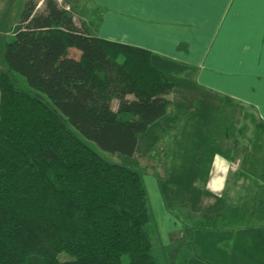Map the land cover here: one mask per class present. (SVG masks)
<instances>
[{"label": "trees", "instance_id": "trees-1", "mask_svg": "<svg viewBox=\"0 0 264 264\" xmlns=\"http://www.w3.org/2000/svg\"><path fill=\"white\" fill-rule=\"evenodd\" d=\"M43 4L37 11L35 0L25 2L4 46L0 264H159L142 175L104 160L83 139L129 158L152 150L153 132L170 113L165 97L176 87L166 66L174 63L94 37L55 0ZM213 111L201 102L192 112L193 137L212 135ZM204 195L215 204L192 224L181 219L185 236L165 250L166 264H200L191 234L211 232L221 216L211 212L221 199Z\"/></svg>", "mask_w": 264, "mask_h": 264}, {"label": "crops", "instance_id": "crops-1", "mask_svg": "<svg viewBox=\"0 0 264 264\" xmlns=\"http://www.w3.org/2000/svg\"><path fill=\"white\" fill-rule=\"evenodd\" d=\"M91 2L100 14L92 36L146 50L193 70L195 90L209 97V104L216 100L209 131L212 144L217 136L228 134L224 104L254 114L260 128L256 125L249 139L251 167L257 172L251 177L252 188L232 203L227 184L234 163L229 155L214 151L209 156L204 191L228 202L215 229L191 234L190 244L200 264H264V0ZM111 108L116 111L117 101L111 102ZM235 131L244 133L243 127ZM232 144L235 147L236 140ZM168 217L163 239L158 237L153 244L159 255L162 252L163 264L165 250L185 236L182 223Z\"/></svg>", "mask_w": 264, "mask_h": 264}, {"label": "rangeland", "instance_id": "rangeland-1", "mask_svg": "<svg viewBox=\"0 0 264 264\" xmlns=\"http://www.w3.org/2000/svg\"><path fill=\"white\" fill-rule=\"evenodd\" d=\"M26 1L0 0V57H3L5 43L11 39ZM55 1L58 7L65 9L72 16L77 26L82 25L89 32L92 31L100 14L91 0ZM35 2L37 11H42L44 9L43 0H35ZM166 67L168 77L176 88L168 96L170 112L168 117L153 132V136L158 137L167 132L164 137H160L154 142L153 147L156 148L154 151L153 148L144 156L129 158L100 151L93 143L83 139V142L96 151L104 160L123 167L137 169L142 175L152 212L153 244L154 239H158V237L160 240L163 239L166 232V218H169V215L178 221L182 219L185 224H192L199 218L200 213H204L208 207L215 204L214 199L204 195V179L208 173L209 156L214 151L229 155L233 161L232 163H234L232 165L233 171L229 169L230 174L227 184V191L230 190V199H234L232 203L239 202L240 199L238 198L250 191L253 185L251 177L257 173L255 168L253 170L251 167L252 153L249 144L254 127L259 126L254 114L248 109H240L235 105L224 104V115L226 117L224 126L229 127L226 138L221 135L214 137L216 143L212 144L210 140L213 136H210L209 141H207L208 137L203 139L193 137L192 131H195V129H193L194 123L189 120L190 115L201 102L208 103L211 99L206 98V95H203L204 93L195 90L193 70L174 64ZM4 70L5 67L2 62L0 72ZM6 73L8 72L6 71ZM9 75L17 85L28 89L21 77L11 73ZM214 102L213 104H215ZM113 106L115 107V105ZM241 113H243L244 118L246 116H249V118L240 120ZM242 127L244 133L242 135L237 134L235 129L239 130ZM234 140L237 142L235 147L232 144ZM196 149L198 150L195 153ZM241 153L244 155L243 157H240ZM236 157L240 159L237 158L235 161ZM155 180L163 188L162 197L158 192ZM188 182H191V187L186 191ZM235 188H237V191H235ZM153 201L156 202L152 203ZM227 202L228 200L222 199L211 212L214 214L219 210H223ZM63 256L59 257L61 261L65 259ZM161 256L163 257L162 252L158 256L160 259L159 264H163ZM126 262L125 258L123 264H126Z\"/></svg>", "mask_w": 264, "mask_h": 264}]
</instances>
